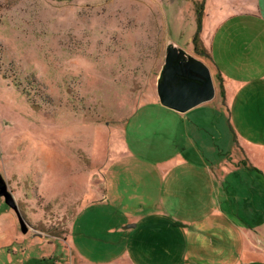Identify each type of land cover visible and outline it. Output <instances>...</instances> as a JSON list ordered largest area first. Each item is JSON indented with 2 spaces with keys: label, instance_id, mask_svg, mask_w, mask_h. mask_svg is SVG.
Instances as JSON below:
<instances>
[{
  "label": "rangeland",
  "instance_id": "rangeland-1",
  "mask_svg": "<svg viewBox=\"0 0 264 264\" xmlns=\"http://www.w3.org/2000/svg\"><path fill=\"white\" fill-rule=\"evenodd\" d=\"M200 1L0 0V173L28 226L0 197V264H235L227 186L264 149L213 70L187 112L157 94Z\"/></svg>",
  "mask_w": 264,
  "mask_h": 264
},
{
  "label": "crops",
  "instance_id": "crops-1",
  "mask_svg": "<svg viewBox=\"0 0 264 264\" xmlns=\"http://www.w3.org/2000/svg\"><path fill=\"white\" fill-rule=\"evenodd\" d=\"M211 1L205 2L201 29L211 53L209 65L222 75L231 109L239 112V124L255 133V140L247 142L264 149V0ZM260 155L262 164L253 165L254 173L227 186L229 196L239 194L240 200L230 199L227 225L245 237L238 245V237L230 235L227 257L235 264H254L262 254L258 249L264 247V150Z\"/></svg>",
  "mask_w": 264,
  "mask_h": 264
},
{
  "label": "water",
  "instance_id": "water-1",
  "mask_svg": "<svg viewBox=\"0 0 264 264\" xmlns=\"http://www.w3.org/2000/svg\"><path fill=\"white\" fill-rule=\"evenodd\" d=\"M216 85L211 67L200 57L189 52L173 40H168L164 62L157 79V94L160 103L171 110L187 112L216 96ZM0 197L16 210L23 232L27 223L19 205L0 173Z\"/></svg>",
  "mask_w": 264,
  "mask_h": 264
},
{
  "label": "trees",
  "instance_id": "trees-1",
  "mask_svg": "<svg viewBox=\"0 0 264 264\" xmlns=\"http://www.w3.org/2000/svg\"><path fill=\"white\" fill-rule=\"evenodd\" d=\"M205 2L206 0H202L197 3L196 10H197V31L195 35L193 36V45H194V52L202 57L211 58V53L209 50L205 47L200 33L202 29V22H203V16H204V9H205ZM217 78L219 81V84L221 86V90L224 91V83H223V77L221 74H217Z\"/></svg>",
  "mask_w": 264,
  "mask_h": 264
},
{
  "label": "flooded vegetation",
  "instance_id": "flooded-vegetation-1",
  "mask_svg": "<svg viewBox=\"0 0 264 264\" xmlns=\"http://www.w3.org/2000/svg\"><path fill=\"white\" fill-rule=\"evenodd\" d=\"M22 214V213H21ZM25 219V218H24ZM25 222L27 223V221L25 220ZM28 227V226H27Z\"/></svg>",
  "mask_w": 264,
  "mask_h": 264
}]
</instances>
